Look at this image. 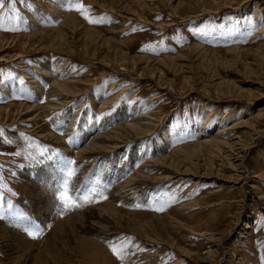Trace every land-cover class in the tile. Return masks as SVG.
<instances>
[{
	"label": "rangeland",
	"instance_id": "obj_1",
	"mask_svg": "<svg viewBox=\"0 0 264 264\" xmlns=\"http://www.w3.org/2000/svg\"><path fill=\"white\" fill-rule=\"evenodd\" d=\"M80 2L0 8V264H264V0Z\"/></svg>",
	"mask_w": 264,
	"mask_h": 264
},
{
	"label": "bare ground",
	"instance_id": "obj_2",
	"mask_svg": "<svg viewBox=\"0 0 264 264\" xmlns=\"http://www.w3.org/2000/svg\"><path fill=\"white\" fill-rule=\"evenodd\" d=\"M70 22H73V23H76V19H74V18H71L70 19V21L68 22V23H66L65 25H68ZM70 25V24H69ZM74 25V24H73ZM65 35H67V34H65V32H57V36H55V37H61V38H64L65 37ZM93 35V34H92ZM62 66V65H61ZM60 66V64H53L52 65V68H53V71H50V74H51V76H54V75H58V74H60V72L63 70V67H61ZM65 74V71L63 70V73L61 74V76H63ZM27 78H29V77H27ZM66 81H71V80H66ZM53 82H59V81H53ZM71 83H72V81H71ZM69 89H70V87H68V86H66V89L64 90V91H61V90H55V97H56V99H58L59 97L58 96H60L59 94H62V97L61 98H59V100H55V101H57V102H52V103H48V105H46L47 107H53V106H58V104L59 103H64V102H67L66 101V99H65V97H66V95H68L69 93H70V91H69ZM21 90V89H20ZM71 90V89H70ZM18 91H19V89H18ZM62 99V100H61ZM48 108V109H49ZM142 111H138L137 110V108L135 109V107L134 108H131V107H129V115L127 116L128 117V119H134V118H132L134 115H137V114H139L140 115V113H141ZM143 114V113H142ZM138 116V115H137ZM137 120V119H136ZM128 122V121H127ZM140 122H142V121H140ZM126 123V122H125ZM126 124H129V126L128 127H130L132 130H135V131H139V130H141L142 129V127H143V125L141 124V123H138V122H136V121H134V120H130L129 121V123H126ZM124 126H125V124H124ZM114 127V126H113ZM117 126H115V128H116ZM113 129V128H112ZM126 129H127V126H126ZM143 130L145 131V129H144V127H143ZM142 132L143 131H141V134H142ZM130 133V132H129ZM140 134V133H139ZM134 135V134H133ZM94 141V140H93ZM93 141L91 142V144L93 143ZM224 143V142H223ZM91 144L89 145V147L88 148H90V146H91ZM226 145H227V143H225ZM101 147H102V150L103 149H108V146L107 145H102L101 144ZM110 147V146H109ZM83 152H85V151H87V149H83L82 150ZM143 161V159H142V155H138V157H137V162H136V166L138 165V164H140L141 162ZM143 163V162H142ZM132 184V183H131ZM134 185V184H133ZM133 185H129V183H128V181H126V180H123V181H120L118 184H117V186H116V188H117V190H118V192L123 196V198H128V200H130V198L132 197V196H134L135 197V192H132V190H133V188H131ZM139 185V184H138ZM137 189V188H136ZM135 190V189H134ZM139 191V190H138ZM140 196V195H139ZM135 198H137V199H140V197H135ZM61 202V201H60Z\"/></svg>",
	"mask_w": 264,
	"mask_h": 264
},
{
	"label": "snow or ice",
	"instance_id": "obj_3",
	"mask_svg": "<svg viewBox=\"0 0 264 264\" xmlns=\"http://www.w3.org/2000/svg\"><path fill=\"white\" fill-rule=\"evenodd\" d=\"M3 6H4V0H0V8H2ZM76 10L77 11H80L82 14H84L85 15V18L86 19H89V22H91V23H99V22H101L98 19H92L88 15L85 6L83 5V3L80 2V0H77ZM0 28H3V18H0ZM68 175L71 176L72 175V172L69 171L68 172ZM59 199H60L61 203L63 204V206L65 208H71V207L77 206V199H79V197L78 196L70 195L69 192H68L67 183H65L63 185V190L60 191V193H59ZM83 199L85 201H87V200L90 199V197H89V195H85L83 197ZM157 210H162V209H157ZM30 235H36V233H30ZM112 251L117 256H121V251L117 247L113 246L112 247Z\"/></svg>",
	"mask_w": 264,
	"mask_h": 264
}]
</instances>
